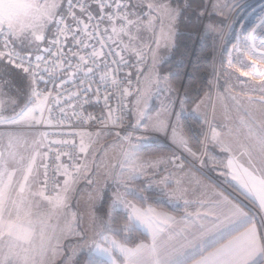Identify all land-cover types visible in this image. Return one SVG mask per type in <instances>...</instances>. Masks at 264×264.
Masks as SVG:
<instances>
[{"label":"crops","instance_id":"crops-1","mask_svg":"<svg viewBox=\"0 0 264 264\" xmlns=\"http://www.w3.org/2000/svg\"><path fill=\"white\" fill-rule=\"evenodd\" d=\"M113 27L117 29L116 32H113ZM109 33L112 37H121L120 30L114 23L109 25ZM33 82V89L36 90L37 84L34 79ZM12 84L7 85L17 87L16 90L19 91L20 103L17 105L21 108L25 104L33 108L39 106L37 111L45 109L46 112L47 102L42 103V97H28L23 93L26 89L30 90L29 84H26V82ZM135 100L136 98L132 101L131 107ZM8 115H14V113ZM193 115L197 117V114L193 113ZM222 116L224 117V114ZM228 119L229 117L223 119L215 116L214 122L218 127V136L216 139L212 138L213 135L210 138L213 153L210 154V157L208 156L206 166L214 174L215 181L204 174L207 168H205V171L202 170L204 172L202 173L191 165L186 166L183 164L180 167L168 163L170 155L154 156L161 158L163 162L156 164L155 167H146L142 174L135 176V182L129 184L130 188H140L142 191L134 195H125V199L131 205H134L140 213L146 215L157 214L160 217L161 237L172 236L176 248L183 246L184 255L181 257L183 264H198V262L204 260H206V264H217V261L221 258L211 254L242 237V234L253 226L256 228L258 239L264 243V222L261 221V217L264 216V208L259 206V201L249 194L240 183L241 180L251 182L247 174H251V177L256 181L264 179V171H261L258 165L255 166L254 170L249 163L251 146L256 138L264 133L245 132L239 129L228 131V124L230 123L229 128L231 129L232 124L236 122L233 121L234 118ZM41 123L38 120L35 124L28 122V125L21 126L12 123L0 125V152L6 158L12 159L14 157L15 159L14 167L9 169L13 173L11 178L12 187L8 190L5 209L0 212V253H6L11 247L18 253L17 256L11 257L12 264H43L45 258L37 255L41 245L53 235L60 234L65 226L70 224L73 231L69 232L61 241L60 254L55 258V264H76L81 255H92L111 263L107 256L101 254L92 246L93 240L101 243L102 247L106 246L97 233L102 231L99 220H108L109 217L111 223L109 229L104 231L105 236L116 240L118 244L127 248H135L140 244L150 246L152 244L151 230L146 228L142 222H132V209L126 205L112 208L116 193H124V188L120 183V172L121 165L125 161L126 151L117 153V163L112 161L102 165L96 164V167L93 168L89 163V152L93 148V141L90 142V137L93 136L83 135L81 139L87 146V152H80L79 165H87V171L82 174L78 173V177H71L70 180L69 176L62 175L55 199L48 200L42 194L46 155L42 161L39 157H36L34 172L38 171L39 174L32 182L30 191L25 192L24 201L21 202L18 199L16 195L18 189L15 191L12 189L15 188L16 182L20 179V170L25 169L30 162L29 154L33 139L39 140L43 137L36 130ZM28 132L30 134H26ZM5 133L12 134L11 143ZM176 133L178 137H182L187 141L183 131ZM29 135H33V137ZM103 135L106 134H100L98 139H105V145L110 141H115L109 138L108 135H106L108 138H104ZM93 138H96V136ZM238 142H241V144H238ZM233 143H235L234 146ZM148 144V142L143 143L141 151L135 155L139 159L135 161L140 159L150 160L153 157H147L144 154V149ZM172 148L173 150H179L183 147L174 142ZM42 151L46 153L45 146ZM32 155L35 154L32 153ZM133 162L127 160L128 165ZM234 175L237 179L233 178ZM66 180H69L67 191H65L64 183ZM3 181L8 183V177H3ZM177 181L179 184H177ZM221 193L228 200L239 204L245 212L249 213L253 218L252 224L245 226L241 223H230L227 228L221 227V230L217 232L211 226L214 217L204 219L195 217L194 213L196 212H199L203 217L211 211V205L218 202ZM58 197H62L64 203L54 206V202ZM155 203H160L165 207H160ZM117 213H122L125 219L124 223L122 221L121 223L120 221L114 222L117 219L115 218ZM164 218L171 219L165 223ZM126 225L127 228H125ZM196 225H205L211 231L207 235H202L197 230ZM9 227H11L12 235H8ZM132 229L139 230L146 239L135 240L134 243L128 244L114 235L122 233L126 237V234ZM85 233H87V246H85ZM74 249L77 250L75 256H73ZM117 255L119 254L117 253ZM25 257H28L27 261ZM137 259L139 264H154L155 258L148 251H144ZM124 264H127L126 260Z\"/></svg>","mask_w":264,"mask_h":264},{"label":"rangeland","instance_id":"rangeland-1","mask_svg":"<svg viewBox=\"0 0 264 264\" xmlns=\"http://www.w3.org/2000/svg\"><path fill=\"white\" fill-rule=\"evenodd\" d=\"M119 1H123L128 5L127 17L131 23L126 22L127 28L122 32L120 30L121 37L115 36L113 39L129 60H138L143 55H146L148 59V67L146 66L147 68L145 67L142 72L138 89L141 95L147 97L148 102L143 104L139 111L149 118V123H154L156 118L164 119V114L167 112V115L171 118L167 122L170 126H166L163 131H157L149 128L148 123H145L144 116L138 121L136 97L130 108L131 122L137 127L139 125L140 130L154 137L131 141V145H135L134 148L130 147L128 141L123 142L108 134L106 135L115 141H110L106 145L104 144L105 139H98L99 135L96 138H93L94 136L90 137V142L93 141V148L89 152L90 166L94 168L96 164L102 165L112 161L117 163V153L122 151H126V154H129L127 160L133 162L139 159L135 155L141 151L143 143L148 142L166 148L170 153L169 158L179 153L185 155L184 164L186 166H194L202 173H204L202 170L205 171V168H207L208 172L206 171L204 174L215 181L214 174L206 166L208 156L210 157V154L213 153L210 138L218 132L217 124L214 122L215 116L223 119L229 117L228 120L234 118L233 121L236 122L232 124V130L229 128L230 123L228 124V131L239 129L245 132L264 133V75H259L251 67L255 63L260 71H264V61H261L257 55L248 49L241 47V37L247 36L249 30L256 27L261 19H264V0H205L206 9L203 13L202 28L198 38L203 33L202 38L209 37L214 47L212 81L210 92L192 110L204 125V130L201 133L200 150L197 152L190 148L188 144L192 154L187 153L184 147L179 150H173L172 148L174 144L173 134L170 135L172 129L175 128L176 132L183 131L181 118L193 115V113L192 111L188 112L183 106L182 90L175 89L169 81L170 74L163 73L161 69L162 64L168 59L174 48L177 32L176 20L181 12L178 6L170 0ZM5 3H9L13 7L9 9L7 16L0 10V36H11L16 48L29 55L38 52L34 45L30 43L33 34H43L45 36L44 41L37 42L41 48L51 33L53 24L48 21L44 24L43 32H41L35 26L13 27L14 18L23 15L34 18L35 22L42 23L47 20L53 3L59 5L55 10L56 19L64 14V8L66 7V0H0V6ZM149 3L167 5L178 11L174 18H170L159 7L150 9L148 7ZM257 35H260L259 29H257ZM17 37H20V39ZM0 52H3L1 48ZM0 61L6 64L9 69L16 70L18 72L16 76L29 84L30 90L26 89L23 93L28 97L32 96L33 78L26 72L11 67L6 59L0 58ZM9 81L2 79L0 75V104L4 105V115L14 113L13 109L20 111L21 108L17 105L20 103L19 91L16 90L17 87L7 85ZM18 82L20 81L15 83ZM12 83L14 84V82ZM15 105L17 106L14 107ZM222 114H224V117ZM177 119H179L178 126ZM15 125H28V123L21 122ZM26 134H30V132ZM106 135H103V137L106 138ZM29 136L33 137V135ZM238 144H241V142H238ZM125 238L127 239V236Z\"/></svg>","mask_w":264,"mask_h":264},{"label":"snow or ice","instance_id":"snow-or-ice-1","mask_svg":"<svg viewBox=\"0 0 264 264\" xmlns=\"http://www.w3.org/2000/svg\"><path fill=\"white\" fill-rule=\"evenodd\" d=\"M66 17H70V22L66 23L65 16H61V18L56 19V12L55 10L59 7L58 4L53 3L51 5V11L48 13V21H51L52 24L55 26L56 31L52 33L53 39L51 40L52 47L57 48L56 56L57 62H49L46 61L44 55H36L35 56V64H32L27 57L16 55L15 49H11L9 51L0 52V58L7 59L10 63H15L17 67H22L23 71L28 73L34 81L37 82H44L45 84L47 81L44 80V75H49L50 78L55 76L57 72L59 73V78L63 83H61V87H63L64 83L71 82L77 75L90 78L96 75V72L93 68V65H96L98 62V58L105 55L103 48L104 45L101 43L100 50H97L95 46H92V51L87 55H80L77 48L87 49L88 45L85 44L83 38H78L83 33L84 38H91L93 36V32L89 31V28L98 27V25H92L90 23H85L80 16H86L88 21L99 20L100 22H104L107 20L109 23L112 22L114 16H119V11L123 10L127 7L125 4H121L119 0H112L109 3V0H66ZM13 7V5L9 3H5L4 5L0 6V10L3 11V14L7 16L9 9ZM150 9L155 7H159L161 11H164L170 18H174L176 12L178 10L171 9L170 6L167 5H153L151 3L148 4ZM115 8L117 11H112L109 15L108 12L105 10L111 11ZM77 9H79V16L77 14ZM93 11H95V16H93ZM124 21L131 23L128 20L127 15L121 17ZM151 23V22H150ZM75 26V30L74 27ZM211 27V26H209ZM257 29L260 30V35H257ZM113 32H116L117 29L113 27ZM123 29H121L122 31ZM43 32V29L40 30ZM107 31V29H105ZM71 33L72 39L69 41L73 45L72 49H69L68 52H64L61 50V45L67 39L68 34ZM20 39V37H17ZM26 39V38H24ZM45 40V36L43 34H33L31 37L30 43L34 45V47L39 51L40 44L37 42H42ZM242 44L241 47L248 49L250 52L254 53L258 56L261 61H264V19H261L260 23L249 30L247 36L241 37ZM12 37L8 36L5 37L3 48L9 49L10 44L12 43ZM99 42V41H98ZM52 47L45 48L44 52L47 55H52ZM139 55V53H137ZM75 59V63L73 60ZM121 62H124V58L121 57ZM25 61L28 62V67H23ZM105 68L108 65L104 66ZM254 71H256L259 75H264V71H260L255 63L251 65ZM100 81H107L111 84V86L115 89L119 87V82L115 79L110 77V74H105L104 76L100 77ZM82 83H87V80H82ZM91 90L90 85L84 87L80 91L72 92L68 99H79L81 103L77 105V107H82L84 105L89 104L91 100V96H86L85 93H88ZM92 95H95L96 90H91ZM128 94L127 89L120 88V95L126 96ZM32 96L36 98H43L42 103H46L49 98H51L52 103L54 106H57L61 102V94H57L55 97L51 96V93H41L37 92L35 89L32 90ZM108 97L105 96L104 100L107 103ZM147 97L141 95L140 92L137 93V120L139 121L144 114L139 111V108L146 104ZM15 103V102H13ZM39 106H37L38 108ZM37 108L29 107L27 104L24 107L20 108V111L16 112L13 109L14 115H4L3 112L5 111L4 105L0 104V125H7L9 123L17 124V123H28L31 122L35 124L38 120L40 122L44 119V112L45 109H40L37 111ZM61 112H63V108L61 107ZM48 111V117L51 119V110ZM86 111V109H85ZM183 111V109H182ZM75 114V113H74ZM111 110L109 111V116H111ZM81 121L85 119H95L90 114L87 115H80L79 117ZM170 117L167 115V112L164 114V119L156 118L154 123H149V118L144 116L145 123H148L150 129H154L157 131H163L166 129V126H170L167 124L170 121ZM122 120V117H116L112 120L113 124H117L118 121ZM179 124V119H177V126ZM139 127V125H138ZM135 130V129H134ZM173 140L177 142L179 146L184 147L189 152L191 149L188 147V143L182 137H178L176 133V129H172ZM6 136L9 137V142H12V134L5 133ZM119 135V133H117ZM218 134L213 135V139H216ZM125 141H128L130 147L134 148L135 145H131V135L127 134L123 137ZM60 143V142H57ZM44 140L43 137L41 139L36 140L33 139L31 145V152L29 154V163L25 169L20 170V179L16 182L15 188L12 189L15 191L18 189L16 193L18 199L23 202L25 199V192L30 191V187L32 182L35 180V177L38 171L34 172V168L36 165V157H39L41 161L43 157L46 155L42 151L44 147ZM80 152H87V146L84 144L83 140L81 141ZM34 153L35 155H32ZM64 155L69 156V159H73V157L69 153H64ZM129 154H125V161L121 165V172H120V183L124 188V193L117 192L115 199L112 204V208L114 209L117 206L126 205L132 209V222H142L146 228L151 230L152 234V244L144 245L140 244L135 248H127L117 243L116 240L111 239L104 235V231L109 229V225L111 223V218L109 217L108 220H99L100 227L102 231L97 233L101 237V241L106 246H101V243L96 242L93 240V247L100 252L101 254L107 256L111 264H124L125 260L127 264H139L137 257L144 251H148L155 259L154 264H183L181 257L184 255L183 246L181 248H176L173 244L174 237L168 236L166 238L161 237V229H160V217L157 214L146 215L139 212L138 209L135 208L134 205H131L125 199V195H134L137 192H141L140 188H130L129 184L135 182V176L138 174H142L146 167H155L156 164H159L162 161L161 158L152 157L150 160L140 159L134 161L131 165L127 164V156ZM249 163L253 166L255 170V166H259L261 171H264V134L260 135L256 138L253 145L251 146V151L249 152ZM56 159H60V156L57 155ZM168 163H172L171 159L169 158ZM15 159L6 158L2 152H0V212L5 209L7 197H8V190L12 187L11 185V178L13 173L9 171L10 168L14 167ZM45 167V171L43 173L44 181L47 182L48 173H47V166ZM182 167V165L180 166ZM62 175L69 176V180L71 179V174L68 172V169L64 165H60L57 171H60ZM75 171L78 173H83L87 171V165L80 166L77 165L75 167ZM247 174V173H246ZM249 176L248 181L241 180L240 183L242 187H244L249 194L255 197L259 201V205L261 208H264V179L256 181L251 177V174H247ZM8 177V183H4L3 177ZM234 179L237 177L234 175ZM69 180H66L65 183V191H67V186L69 185ZM177 184L179 182L177 181ZM181 191H183L181 189ZM63 198L58 197L55 202V205L63 204ZM211 211L206 213L203 217L199 212L194 213L197 219H204L208 217H214L211 221L212 228L216 229L217 232L221 230V227L227 228L230 223H241L245 226L252 224L253 218L250 216L249 213L245 212L244 209L236 203L228 200L227 197H224L223 193H221L218 197V202L211 205ZM171 218H164V222ZM261 221L264 222V216L261 217ZM175 222V221H173ZM197 230L202 235H207L211 229H208L205 225H196ZM127 228V225L125 226ZM73 229L71 225L68 224L65 228L61 231L58 235H53L50 239H48L45 243L41 245L37 255L44 257L43 264H55V258L60 254V244L61 241L66 237L69 232H72ZM11 227H9L8 235H12ZM85 246H87V233H85ZM76 249L73 250V256L76 254ZM117 253L119 255H117ZM16 253L11 247H9L6 253H0V264H12L11 257L17 256ZM217 257H220L217 261V264H264V243L260 242L257 237L256 228L253 226L248 228L245 233L242 234V237L237 238V240L230 242L228 246L224 248L218 249L216 253L211 254ZM123 257V259H121ZM28 257H25L27 261ZM87 264H102L101 261H98L95 257H90L87 261ZM198 264H206V260L198 262Z\"/></svg>","mask_w":264,"mask_h":264},{"label":"built area","instance_id":"built-area-1","mask_svg":"<svg viewBox=\"0 0 264 264\" xmlns=\"http://www.w3.org/2000/svg\"><path fill=\"white\" fill-rule=\"evenodd\" d=\"M89 2H91V0H89ZM111 2L112 0H109V3ZM119 2L121 4L127 5L123 1ZM66 8L67 5L64 8V14L62 16H65L67 23L70 22L71 18L66 17ZM76 11L79 16V9ZM105 11L110 15L112 11L117 10L113 8L111 11ZM127 14L128 5L126 8L119 11V16L113 17L111 23H114L119 30H125L127 28V23L121 19V17ZM93 16H95L94 11ZM59 18H61V16L57 19ZM79 18L85 23L98 25V27L89 28V31L93 32V36L91 38H84L83 33L80 37H78L83 38L85 44L88 45L87 49L77 48V51H79L80 55H85L87 58V55L92 51V46H95L97 50H100L101 43L104 45L103 51L105 55L98 58L97 64L93 65L96 75L90 78L77 75L71 82L64 83L63 87L60 86L63 81L60 80L58 72L52 78H50L49 75L41 73L44 75V80L47 81L46 84L44 82L35 81L37 84V92L45 94L51 93L52 97H55L57 94H61V102L57 106L53 105L51 98L48 99L45 117L40 126L36 128V130L43 136L45 141L46 157L44 166H47L46 170L48 173V179L46 183L45 181L43 182L42 194L48 200H53L57 197L60 179L62 177L61 172L63 171V169L57 171L60 165L67 167L72 178L78 177V172L75 171V167L79 165L80 142L83 135L97 136L100 134H108L118 140L127 142L123 139L127 130V134H130L132 137L131 141L137 139H147V137H154L153 135L147 134L146 132L140 130L133 122H131L130 118L131 104L132 101L137 97L139 80L148 62L147 56L143 55V57L139 58L138 60L127 59L109 33V25L111 23H109L107 20L100 22L98 19L90 22L86 16H80ZM73 27L75 30V26ZM105 29H107V31H105ZM55 31L56 29L53 25L52 31L47 37L46 41L39 51L34 55L20 52L15 48L13 42L10 44L9 49H4L3 43L5 36H0V48L3 52L15 49L16 55L27 57L28 60L32 62V64L36 63V55H44L46 61L57 62V48L52 47L51 45V40L53 39L52 33ZM71 39L72 36L71 33H69L67 39L60 46L62 51L68 52L69 49L73 48V45L69 43ZM49 47H52V55H47L44 52V49ZM121 57L124 58V62H121ZM6 61L11 67L23 71L22 67H17L15 63H10L7 59ZM73 62H76L75 59ZM105 65H108V67L105 68ZM28 66V62L25 61L23 67ZM106 73L110 74L112 79H115L119 82V87L114 89L109 82L100 81V77L104 76ZM82 80H87V83H82ZM89 85L91 90L98 89V91L95 92V95H92L91 90L88 93H85L86 96H91L89 104L82 107H77V105L81 103L79 99H68L72 92L80 91ZM120 88L127 89L128 94L126 96H121ZM105 96L109 98L107 103L104 100ZM61 107L63 108V112L60 110ZM47 110H51V119L48 117ZM110 110L112 113L111 116H109ZM82 114H90L92 117H95V119H85L81 121L79 117ZM116 117H122V120L118 121L117 124H113L112 120ZM117 133H119V135H117ZM186 151L187 153L192 154V152H189L187 149ZM64 153H69L73 159H69V156L64 155ZM57 155L60 156V159H56ZM185 158V155L179 153L178 155L172 156L170 158L172 161L171 164L174 166L183 165L186 160Z\"/></svg>","mask_w":264,"mask_h":264},{"label":"trees","instance_id":"trees-1","mask_svg":"<svg viewBox=\"0 0 264 264\" xmlns=\"http://www.w3.org/2000/svg\"><path fill=\"white\" fill-rule=\"evenodd\" d=\"M170 1L178 6L181 13L176 20L177 35L175 37L174 48L168 59L162 64L161 69L163 73L170 74L169 81L171 85L177 90H182L183 106L188 112H190L211 89L214 47L209 37L202 38L203 33H201V36L198 38L202 28L206 1ZM16 73H18L16 70L9 69L6 64L0 61V75L2 76V79L10 80L8 83H15L17 81L24 82L23 79L20 80L18 78L19 76H16ZM181 124L189 147L198 152L201 148V133L204 130L203 123L197 117L190 115L182 117ZM144 154L147 157L170 155L166 148L154 144H148L144 149ZM155 205L160 207L164 206L160 203H155ZM115 218L117 219H115L114 222H125L122 213H117ZM114 235L128 244L134 243L135 240L146 239L137 229H132L127 233V239L122 233ZM90 257L95 256L81 255L76 264H87ZM95 258L98 261H101L102 264H111L98 257Z\"/></svg>","mask_w":264,"mask_h":264},{"label":"clouds","instance_id":"clouds-1","mask_svg":"<svg viewBox=\"0 0 264 264\" xmlns=\"http://www.w3.org/2000/svg\"><path fill=\"white\" fill-rule=\"evenodd\" d=\"M46 21L47 20H44L42 23L41 22H35L34 18L19 15L16 18H14L13 27L25 28V27L35 26V27L39 28L40 30H42Z\"/></svg>","mask_w":264,"mask_h":264}]
</instances>
